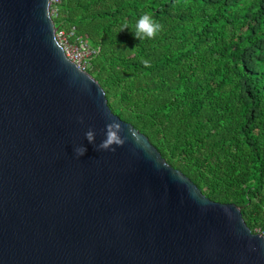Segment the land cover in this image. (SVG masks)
<instances>
[{
  "label": "water",
  "instance_id": "95a60500",
  "mask_svg": "<svg viewBox=\"0 0 264 264\" xmlns=\"http://www.w3.org/2000/svg\"><path fill=\"white\" fill-rule=\"evenodd\" d=\"M55 29L49 0H0V264H264L239 206L111 111ZM112 119L125 143L98 150Z\"/></svg>",
  "mask_w": 264,
  "mask_h": 264
},
{
  "label": "trees",
  "instance_id": "16d2710c",
  "mask_svg": "<svg viewBox=\"0 0 264 264\" xmlns=\"http://www.w3.org/2000/svg\"><path fill=\"white\" fill-rule=\"evenodd\" d=\"M145 13L162 30L141 40ZM51 17L97 48L86 71L111 111L264 228V0H59Z\"/></svg>",
  "mask_w": 264,
  "mask_h": 264
},
{
  "label": "clouds",
  "instance_id": "9594fccd",
  "mask_svg": "<svg viewBox=\"0 0 264 264\" xmlns=\"http://www.w3.org/2000/svg\"><path fill=\"white\" fill-rule=\"evenodd\" d=\"M162 30V25L155 21L151 13H145L141 15L135 24V37L137 39H151L154 38L159 31ZM145 66H148V61H143ZM80 122H83V118H79ZM125 132L124 126L116 119H112L109 123L105 125V139H103L99 145H97L98 150H109L115 151V146H122L125 143L127 137L122 136L121 133ZM128 134L132 135L130 129H128ZM85 139L90 143L94 142V132L89 128L85 132ZM76 156H83L86 152V148L83 146L74 149Z\"/></svg>",
  "mask_w": 264,
  "mask_h": 264
},
{
  "label": "built area",
  "instance_id": "2783aa9c",
  "mask_svg": "<svg viewBox=\"0 0 264 264\" xmlns=\"http://www.w3.org/2000/svg\"><path fill=\"white\" fill-rule=\"evenodd\" d=\"M58 1L49 0L50 15L55 13ZM54 36L68 59L83 70L90 67V60L97 48L91 46L81 34L74 33L73 26L68 30L56 27ZM252 231L259 232L264 237V228L255 226Z\"/></svg>",
  "mask_w": 264,
  "mask_h": 264
}]
</instances>
